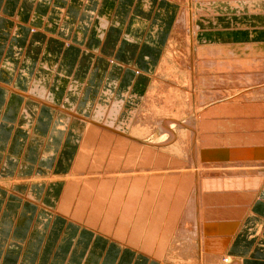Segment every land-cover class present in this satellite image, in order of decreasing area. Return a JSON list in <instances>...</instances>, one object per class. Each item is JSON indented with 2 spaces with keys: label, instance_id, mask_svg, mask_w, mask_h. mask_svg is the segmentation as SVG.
Listing matches in <instances>:
<instances>
[{
  "label": "bare ground",
  "instance_id": "bare-ground-1",
  "mask_svg": "<svg viewBox=\"0 0 264 264\" xmlns=\"http://www.w3.org/2000/svg\"><path fill=\"white\" fill-rule=\"evenodd\" d=\"M159 2L173 7L167 15L172 27L159 63L154 70L150 67L153 74L145 93L130 95L123 104L121 97L103 92L82 122L55 107L60 127L70 120L79 123V144L68 175L50 178L64 182L57 211L87 226L95 237L104 236L146 256L141 263L146 259L169 264L173 255L181 264H243L232 254L236 245L258 241L264 230V219L256 211L247 212L255 201H264V28L252 24L259 23V12L264 18V0ZM152 4L144 0L143 8L149 10ZM162 10L161 5L156 16ZM111 25L119 28L117 15ZM56 27L48 21L44 29L51 32ZM171 57L180 65L175 72L186 80L173 89V81L180 82L173 80L172 72L168 87L159 88L160 116L144 117L146 110L153 113L151 91L160 85L159 77L168 75L164 72ZM64 61L65 56L58 57L48 68L49 81L57 77L58 90L65 88L68 78L59 68ZM40 83L28 90L41 104L54 105L53 93L41 91ZM199 84L210 90H199ZM21 117L24 126H33L29 109L24 108ZM97 129L103 130L101 146L88 165L90 157L80 152L93 144L90 133L98 135ZM80 166L88 172L87 185L95 194L81 191L76 201L79 186L71 178L82 171ZM82 219L87 225L80 223Z\"/></svg>",
  "mask_w": 264,
  "mask_h": 264
},
{
  "label": "crops",
  "instance_id": "crops-1",
  "mask_svg": "<svg viewBox=\"0 0 264 264\" xmlns=\"http://www.w3.org/2000/svg\"><path fill=\"white\" fill-rule=\"evenodd\" d=\"M143 1L0 0V264H158L141 263L142 254L59 214L64 182L50 180L68 173L79 144L77 124L91 115L103 92L123 104L145 93L171 32L167 15L173 7L147 0L153 4L145 10ZM48 21L55 31L44 29ZM62 56L67 61L59 68L68 78L58 90L48 68ZM38 80L41 91L53 93L54 105L33 95ZM56 105L78 122L60 127ZM24 108L31 113L30 128L23 124ZM42 177L48 179L26 180ZM263 210L259 199L247 212L264 219ZM258 241L245 249L237 244L233 256L264 261V230Z\"/></svg>",
  "mask_w": 264,
  "mask_h": 264
},
{
  "label": "rangeland",
  "instance_id": "rangeland-1",
  "mask_svg": "<svg viewBox=\"0 0 264 264\" xmlns=\"http://www.w3.org/2000/svg\"><path fill=\"white\" fill-rule=\"evenodd\" d=\"M257 12H259V11H257ZM259 14H261L260 12L257 14V16H258V21H259V23H256V22H254V23H252L253 25H254V27H256V29H258V27L257 26H260V27H263L264 28V18H263V15L261 14V15H259ZM263 19V20H262ZM261 37V36H260ZM263 46V45H262ZM173 59V60H172ZM171 60L173 61V62H170L166 67H168L166 70H165V72L164 73H168V75L167 74H163V76H161V77H159V80L157 79L156 80V82L158 81V84H160L159 86H157V85H155L153 88H152V91H151V93H153V100H154V106L155 107H153L152 109V111L151 112H153L152 113V115H149L148 114V110H146V112H144L143 113V115L144 114H146V115H144V117H146V116H151V117H158V116H160V112H161V108H160V103H159V98H158V96H160V95H162L161 93V91H160V89L159 88H162V87H160V86H167V84H170V75H171V73L173 72V80H174V78L176 77V78H178V81L180 82V83H176V81L174 80L173 81V89L176 87H178L183 81H185L186 80V78L183 76V74H181L180 75V73L179 72H175L176 71V69H178L179 68V64H177L176 62H177V58L176 59H174L173 57H171ZM172 63V64H171ZM173 65V66H172ZM172 66V67H171ZM176 67V68H175ZM175 75V76H174ZM177 76H179V77H177ZM182 77H183V79H182ZM181 80H180V79ZM159 81H161V83H159ZM182 81V82H181ZM163 83V85H161ZM178 85V86H177ZM201 88H200V87ZM168 87V86H167ZM198 89L199 90H201V91H203V90H205V91H208V90H210L208 87H206V88H203L202 89V86H201V84H199L198 85ZM160 94V95H159ZM140 101L138 102V107L135 109V110H133L132 111V114H131V117H133V116H135L137 113H136V111L138 110V108H139V106H140ZM155 108V109H154ZM160 108V109H159ZM157 112V113H156ZM155 113V114H154ZM148 114V115H147ZM133 119L134 118H132V120H131V122H133ZM96 130V129H95ZM102 131L103 130H100V129H97V131H96V133L98 134V135H93V134H91L90 133V135H92V137H90L89 139H92V141H93V144L92 143H89L88 144V146H84L85 147V149H84V147L83 148H81V154L83 153L84 155L86 154V156H88V157H90V158H88L87 160L89 161H87V164L88 165H90L91 163H92V160H91V157L95 154V150H97L98 149V147H100L101 146V143H100V145H98L99 144V142L102 140V139H100L101 138V136L100 135H102L101 133H102ZM99 132V133H98ZM97 136H98V138H97ZM96 137V138H95ZM96 141V142H95ZM90 145V146H89ZM94 146H95V148H94ZM89 149H91L90 151H89ZM84 150V151H83ZM83 151V152H82ZM86 151V152H85ZM87 151H88V153H87ZM80 154V155H81ZM184 159H185V156H184ZM81 165V164H80ZM81 167V169L80 170H82L80 173H77L76 174V176L75 177H73L72 176V180H71V183L74 181H76V184L78 183V186H79V188H77L78 190H77V194H76V197H75V199H76V201H78L79 199H77V197H79L80 198V196H79V193H81V191H84V190H86L87 192H91L92 193V195L94 196V194H95V192L94 191H92V187L91 186H89V185H87L88 184V180L86 179V177H87V173L84 171L85 170V168L83 169L82 168V166H80ZM87 167H89V166H87ZM79 168V167H78ZM79 171V170H78ZM68 173H69V171H68ZM68 173H67V175H68ZM83 173V174H82ZM81 174V175H80ZM66 174L65 175H63V177H65V176H67ZM70 176V175H69ZM78 176V177H77ZM60 177H62V176H60ZM81 177V178H80ZM80 179V180H79ZM84 179V180H83ZM78 180V181H77ZM87 180V181H86ZM204 180V179H203ZM202 179H201V181H203ZM85 182H87L86 184H85ZM203 183H200V186L202 185ZM85 185V186H84ZM87 185V186H86ZM77 186V185H76ZM83 186V187H82ZM89 186V187H88ZM88 187V188H87ZM91 190H90V189ZM90 190V191H89ZM84 203H86L87 204V206H88V208H90V203L88 202V201H84ZM182 211H184V209H182ZM221 218V217H220ZM182 219V218H181ZM181 219H180V221H181ZM83 221H81L80 223L81 224H83L84 225V223H86V225H87V222L84 220V219H82ZM186 223L187 222H185V225H186ZM189 223V222H188ZM187 223V224H188ZM181 224V223H180ZM183 224H184V222H183ZM182 224V225H183ZM90 224L88 223V226H89ZM175 225H176V227H177V225H178V222H176L175 223ZM80 227H81V225H79ZM92 226V225H91ZM82 229H84V228H87V226H85L84 225V227H81ZM99 230H102V231H105V230H103L102 228H100V226H98L97 227ZM88 230H90L89 228H87ZM91 232H93L92 230H90ZM105 232H107V231H105ZM93 234V233H92ZM249 240V239H248ZM247 240V243L245 244L244 243V245H242V248L243 249H245V248H248V247H250L255 241H257V239H253L252 238V241L250 240V241H248ZM245 241V240H244ZM126 242V241H125ZM246 242V241H245ZM251 243V244H250ZM139 246H141V245H138V247ZM173 256V255H172ZM171 256V260H170V262H169V264H181L180 262H178V261H180V258L179 257H172ZM143 257H146V256H144L143 255ZM165 257V256H164ZM163 257V258H164ZM241 259H242V262H243V264H264V261H258V260H254V259H250V258H246V257H240ZM183 259V258H182ZM162 260V259H161ZM173 260H174V262H173ZM248 260V261H247ZM247 261V262H246ZM157 263H160L159 261H157Z\"/></svg>",
  "mask_w": 264,
  "mask_h": 264
}]
</instances>
